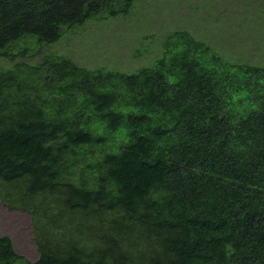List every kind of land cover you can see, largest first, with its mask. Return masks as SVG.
Wrapping results in <instances>:
<instances>
[{
    "label": "trees",
    "instance_id": "16d2710c",
    "mask_svg": "<svg viewBox=\"0 0 264 264\" xmlns=\"http://www.w3.org/2000/svg\"><path fill=\"white\" fill-rule=\"evenodd\" d=\"M136 1L0 0V179L57 232L0 264H264V65L187 29L129 71L46 49Z\"/></svg>",
    "mask_w": 264,
    "mask_h": 264
},
{
    "label": "rangeland",
    "instance_id": "374dc122",
    "mask_svg": "<svg viewBox=\"0 0 264 264\" xmlns=\"http://www.w3.org/2000/svg\"><path fill=\"white\" fill-rule=\"evenodd\" d=\"M176 29H187L233 60L264 65V0H137L126 16L88 22L46 49L64 54L79 66L129 71L149 64L158 54L163 35ZM144 47L147 51L134 57ZM7 66L8 62L0 61V67ZM16 192L14 185L0 179V236L11 239L18 255L35 261L40 240L44 245L46 240L53 242L57 232L52 234L41 217L18 208L22 203L13 198ZM5 200L14 207L6 206Z\"/></svg>",
    "mask_w": 264,
    "mask_h": 264
},
{
    "label": "bare ground",
    "instance_id": "6f19581e",
    "mask_svg": "<svg viewBox=\"0 0 264 264\" xmlns=\"http://www.w3.org/2000/svg\"><path fill=\"white\" fill-rule=\"evenodd\" d=\"M126 15H127V14H126ZM126 15H125V16H126ZM122 16H123V15H121V16L119 15V17H122ZM115 18H117V17H115ZM115 18H114V19H115ZM112 19H113V18H112ZM150 19H151V18H150ZM99 22H100V21H99ZM86 23H88V22H86ZM86 23H85V24H86ZM85 24H84V25H85ZM74 29H75V28H74ZM200 40H201V39H200ZM218 52H219V51H218ZM242 149H243V148H242ZM235 237H236V236H235ZM239 240H240V239H239ZM246 240H247V239H246ZM248 241H250V240H248ZM246 242H247V241H246ZM244 243H245V242H244ZM227 250H228V249H227ZM216 262H217V261H216Z\"/></svg>",
    "mask_w": 264,
    "mask_h": 264
},
{
    "label": "clouds",
    "instance_id": "9594fccd",
    "mask_svg": "<svg viewBox=\"0 0 264 264\" xmlns=\"http://www.w3.org/2000/svg\"><path fill=\"white\" fill-rule=\"evenodd\" d=\"M36 225V224H35ZM37 226V225H36ZM39 240V239H38ZM40 242H43V240H40Z\"/></svg>",
    "mask_w": 264,
    "mask_h": 264
}]
</instances>
